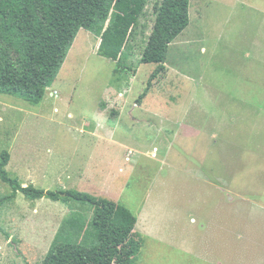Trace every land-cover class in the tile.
<instances>
[{"label":"rangeland","instance_id":"374dc122","mask_svg":"<svg viewBox=\"0 0 264 264\" xmlns=\"http://www.w3.org/2000/svg\"><path fill=\"white\" fill-rule=\"evenodd\" d=\"M99 42L79 29L39 104L0 93L7 170L124 204L135 264H264V0H190L150 86L156 64L119 68ZM74 214L92 208L18 192L0 208V264H40Z\"/></svg>","mask_w":264,"mask_h":264},{"label":"trees","instance_id":"16d2710c","mask_svg":"<svg viewBox=\"0 0 264 264\" xmlns=\"http://www.w3.org/2000/svg\"><path fill=\"white\" fill-rule=\"evenodd\" d=\"M150 0H0V93L39 104L58 75L81 28L100 37L98 53L119 68L154 63L148 85L166 69L169 44L189 24L190 0H155L154 22L146 32ZM139 39V40H138ZM148 89L140 95L143 97ZM139 100V99H138ZM0 153V178L12 188L0 208L21 192L27 199L78 202L90 217L74 214L56 233L40 264H135L143 245L136 216L124 204L77 189L25 186Z\"/></svg>","mask_w":264,"mask_h":264}]
</instances>
